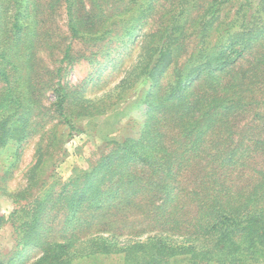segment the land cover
<instances>
[{
    "label": "trees",
    "instance_id": "16d2710c",
    "mask_svg": "<svg viewBox=\"0 0 264 264\" xmlns=\"http://www.w3.org/2000/svg\"><path fill=\"white\" fill-rule=\"evenodd\" d=\"M87 1L75 14V0H65L67 26L70 36L94 47L154 25L117 86L124 91L150 79L149 118L139 137L119 140L65 182L43 179V166L37 169L43 154L36 150L26 185L7 194L16 247L39 250L31 264H76L78 255L88 263L113 253L120 264L264 262V117L256 112L264 106V0H127L111 14L99 11L106 0ZM166 1L170 9L159 8ZM15 19L11 38L0 44V147L40 126L31 59L44 39L35 31L31 36L32 18L27 30ZM177 53L186 54L181 62ZM173 62L172 81L161 85ZM57 108L69 137L76 126L63 99ZM109 200L117 205L111 223L130 222L115 228L145 236L121 243L113 235L80 238L92 212ZM51 203L65 215L62 227L48 232L43 219Z\"/></svg>",
    "mask_w": 264,
    "mask_h": 264
},
{
    "label": "rangeland",
    "instance_id": "374dc122",
    "mask_svg": "<svg viewBox=\"0 0 264 264\" xmlns=\"http://www.w3.org/2000/svg\"><path fill=\"white\" fill-rule=\"evenodd\" d=\"M126 1H103L102 10L99 11L111 14L112 8L118 4L123 7ZM87 3V0H75L74 13H82L89 7ZM159 8L170 9L167 1L159 4ZM228 9L230 8L225 10ZM15 18L23 23V29L26 30L32 18L31 36L35 31L44 39L39 47L36 46L35 56L31 59L32 69L36 73L35 83L40 90V101L34 111L35 122L40 126H34L24 140L10 141L0 147V215L4 216L0 224V259L8 264L10 259H15L14 264H31L40 252L35 247L22 244L16 247L7 221L13 210L12 199L7 194L26 185L30 168L38 158V149L43 155L37 169L43 166V171L40 172L43 179L48 183L53 179L65 182L74 169L86 168L119 140L141 135L142 125L149 118L147 102L151 99L154 88L148 89V86L152 81L143 79L134 88L124 91L118 89L122 86H117L126 79L127 73L137 61L143 42L147 39L145 35L153 30L154 25L149 21L129 40L126 36H116L117 39L104 42L102 47H94L92 42L70 36L65 0H0V44L6 38H11ZM40 38L37 37L33 45ZM189 38L192 39L187 37L186 45L191 44ZM66 47H70V57L64 59ZM185 55L177 53L175 62H181ZM175 65L173 62L159 77L161 85L172 81ZM143 92H146V97L141 95ZM59 99H63L64 112L76 126L69 137L61 132L66 127L59 122ZM81 106H86L85 110L80 109ZM256 112L264 117V106ZM261 122H264V118ZM54 132L57 133L58 140L53 137L56 134ZM59 187L60 185L57 188ZM115 203L111 201L104 209L92 212L90 226L82 229L80 238L103 235L113 239V235L114 240L121 243L127 238L145 236L128 235L127 227L115 228L120 224H130L123 219L122 223L120 219L111 223L117 209ZM57 207L51 203L44 216V225L48 232L57 230L64 224L65 214ZM102 228H106L105 231ZM118 256L119 253L105 254L101 255L102 260L89 259L88 263H84L81 260L83 258L78 255L76 264H120Z\"/></svg>",
    "mask_w": 264,
    "mask_h": 264
}]
</instances>
